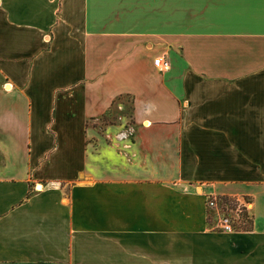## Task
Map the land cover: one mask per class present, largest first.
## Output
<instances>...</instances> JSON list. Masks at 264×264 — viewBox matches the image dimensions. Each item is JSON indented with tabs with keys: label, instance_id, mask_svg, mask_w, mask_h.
<instances>
[{
	"label": "crops",
	"instance_id": "0c3cea01",
	"mask_svg": "<svg viewBox=\"0 0 264 264\" xmlns=\"http://www.w3.org/2000/svg\"><path fill=\"white\" fill-rule=\"evenodd\" d=\"M0 264H264V0H0Z\"/></svg>",
	"mask_w": 264,
	"mask_h": 264
},
{
	"label": "built area",
	"instance_id": "2783aa9c",
	"mask_svg": "<svg viewBox=\"0 0 264 264\" xmlns=\"http://www.w3.org/2000/svg\"><path fill=\"white\" fill-rule=\"evenodd\" d=\"M154 64L162 71L170 68L169 60L162 56L156 57ZM207 205L215 217L213 230L233 233L249 228L250 200L247 197L213 194L208 197Z\"/></svg>",
	"mask_w": 264,
	"mask_h": 264
},
{
	"label": "rangeland",
	"instance_id": "374dc122",
	"mask_svg": "<svg viewBox=\"0 0 264 264\" xmlns=\"http://www.w3.org/2000/svg\"><path fill=\"white\" fill-rule=\"evenodd\" d=\"M124 103H125V105H126V107H125V114H127L128 116H130V114H131V109H130V98L129 99H125L124 100ZM38 187H39V185H38ZM209 208V207H208ZM210 209V208H209ZM212 212V211H211ZM214 221H215V217H214V214H213V221H212V223H211V225L214 223ZM211 225H210V230L211 231H213V232H215V233H217V232H219V231H216V230H213L212 228H211Z\"/></svg>",
	"mask_w": 264,
	"mask_h": 264
},
{
	"label": "trees",
	"instance_id": "16d2710c",
	"mask_svg": "<svg viewBox=\"0 0 264 264\" xmlns=\"http://www.w3.org/2000/svg\"><path fill=\"white\" fill-rule=\"evenodd\" d=\"M251 219H252V217H251V215H250V221H251Z\"/></svg>",
	"mask_w": 264,
	"mask_h": 264
}]
</instances>
